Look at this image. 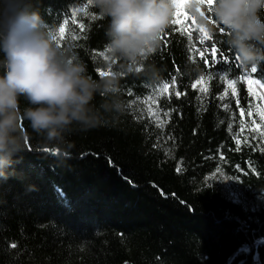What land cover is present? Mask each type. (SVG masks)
<instances>
[{
    "label": "trees",
    "instance_id": "trees-1",
    "mask_svg": "<svg viewBox=\"0 0 264 264\" xmlns=\"http://www.w3.org/2000/svg\"><path fill=\"white\" fill-rule=\"evenodd\" d=\"M29 3L57 33L59 47L100 80L108 19L90 0ZM206 15L215 20L212 11ZM178 19L145 71L119 78L123 111L101 109L96 127L73 131L72 148L63 146L67 157L22 122L27 146L0 178V264H264V121L253 90L264 91V59L237 60L222 24L200 44L191 13ZM214 42L213 65L210 52L202 59L197 49ZM173 77L167 92L156 91ZM105 100L97 94L93 104ZM27 106L21 98V110Z\"/></svg>",
    "mask_w": 264,
    "mask_h": 264
},
{
    "label": "clouds",
    "instance_id": "clouds-1",
    "mask_svg": "<svg viewBox=\"0 0 264 264\" xmlns=\"http://www.w3.org/2000/svg\"><path fill=\"white\" fill-rule=\"evenodd\" d=\"M99 15L108 19L107 70L100 80L86 66L59 47L52 31L29 0H0V178L15 157L24 151L31 130L68 156L73 131H87L101 123L104 112H122L119 78L124 73L145 71L147 57L160 46V37L185 9L196 27L211 33L213 24L228 30L227 44L242 64L264 59V0H214L211 20L205 0H90ZM60 35V30H59ZM117 61L121 71H112ZM151 71L153 77L155 72ZM106 97L97 108L95 96ZM24 98L28 106L21 110Z\"/></svg>",
    "mask_w": 264,
    "mask_h": 264
},
{
    "label": "snow or ice",
    "instance_id": "snow-or-ice-1",
    "mask_svg": "<svg viewBox=\"0 0 264 264\" xmlns=\"http://www.w3.org/2000/svg\"><path fill=\"white\" fill-rule=\"evenodd\" d=\"M213 2H214V0H205V3L208 5V10H209V11H212V5H213ZM182 13H183V11H181L180 13H178V15H177V19H174L173 24H177V23H180V22H181L178 18L181 16ZM184 15L186 16L187 14L184 13ZM192 21H193V24H195V20H194L193 18H192ZM73 23H76V22L73 21ZM64 24H65V26H67V24H68V20H65V21H64ZM77 27H78V29H79L81 32H83V31L85 30V25H84L83 23H78V24H77ZM220 31H223V29H221ZM64 35H65V27H61V28H60V36H61V37H64ZM189 36H190V34H189ZM73 39H75V36L73 37ZM160 39H163V36H161ZM212 39H213V37H212V35H211L210 33L206 32V31H202V30L199 29V43H200V44H205V41H210V40H212ZM197 51H198V53H199V56H200L202 59L205 57V52H210V54H211V56H212V63H213V65H214L215 63L219 62V61L217 60V52H218V49H217V47H216V43H215V42L212 44V46H211L210 49L207 48V47H205L204 51H200L199 49H197ZM221 58H223L226 62H227V60H228V58H227L226 56H224L223 53H221ZM193 59H194V58H193ZM236 59L239 60L238 57H236ZM205 64H206V65L208 64V61H207L206 59H205ZM104 71H105V70H103V69H98V73H99V75H100V76H103ZM251 72H252V73H256V72H257V68H256L255 66L252 67V68H251ZM212 75H213L212 73H209V74H208L209 78H211ZM223 76H224V78L226 79V78H227V73L223 74ZM204 80H205V77H204L203 75H201V76H200V77H199V78H198V79L192 84L193 89H195V88L197 87V85L202 84V83L204 82ZM235 82H236L235 80L229 81V82H228V87H233L234 84H235ZM247 83H248L249 85H252V84H260V81H259V80H253V79H251V78H248V79H247ZM173 85H175V77L172 78L171 83H169V82H163L162 85H160V86L157 87L156 91H158V92H167L168 89H169V87H170V86H173ZM262 87H264V85H262ZM205 90H206V89L201 88V91H205ZM225 94H226V93H225ZM129 95H132V93L129 92ZM175 95H176L177 97H179V96L181 95V93H180L179 91H176V92H175ZM237 103H238V102H237ZM240 114L243 115V109H241ZM165 115H167V113H165ZM249 115H251V113H249ZM260 118H261L262 121H264V113H261V117H260ZM253 123H255V121H253ZM157 126L160 127V126H162V125H159V124H158ZM241 131H243V128H241ZM262 135H264V133H262ZM254 139H255V138H254ZM154 146H155V145H154ZM13 247H15V245H13Z\"/></svg>",
    "mask_w": 264,
    "mask_h": 264
},
{
    "label": "rangeland",
    "instance_id": "rangeland-1",
    "mask_svg": "<svg viewBox=\"0 0 264 264\" xmlns=\"http://www.w3.org/2000/svg\"><path fill=\"white\" fill-rule=\"evenodd\" d=\"M254 87V92L256 94V96H260L262 98L261 101V106H262V113H264V91L257 85L253 86ZM229 192L231 194V196L233 197L234 201H239L241 196L240 193L238 192V190L234 189L233 187H229ZM246 252L248 250H245Z\"/></svg>",
    "mask_w": 264,
    "mask_h": 264
}]
</instances>
